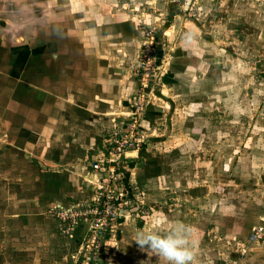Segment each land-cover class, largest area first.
Segmentation results:
<instances>
[{
	"label": "rangeland",
	"instance_id": "374dc122",
	"mask_svg": "<svg viewBox=\"0 0 264 264\" xmlns=\"http://www.w3.org/2000/svg\"><path fill=\"white\" fill-rule=\"evenodd\" d=\"M11 6L2 29L44 12L51 59L52 0ZM59 10L57 34L81 72L101 67L110 97L87 90L97 77L39 111L40 94L5 101L0 84V264H167L132 237L176 221L197 229L192 264H264V234L252 239L264 228V0H61ZM101 160L114 172L90 170ZM102 193L117 206L96 217ZM69 207L83 220L73 231L57 217Z\"/></svg>",
	"mask_w": 264,
	"mask_h": 264
},
{
	"label": "crops",
	"instance_id": "0c3cea01",
	"mask_svg": "<svg viewBox=\"0 0 264 264\" xmlns=\"http://www.w3.org/2000/svg\"><path fill=\"white\" fill-rule=\"evenodd\" d=\"M14 2L15 0H0V23L2 21L4 26L8 23L9 16L12 18L14 15L8 14L9 8L12 7L11 5H13ZM52 3V28L54 37L51 46V59L47 57V51L50 52V48L49 44H47L48 40L44 38L47 28L45 27V14L42 10L36 11L37 15H43L41 17L42 23L40 24H34V22L30 20L27 23H23L24 18L16 15L15 19L11 20L17 21L20 24L19 28L12 27L8 30L4 27L2 29L1 27H3V24H0V62L3 61V68L6 70L3 79H0V84H4L6 87H1L2 91L6 89L5 92L10 94V96H8L10 98L5 97V101H7V99L13 102L14 100H21L27 103L29 94L36 92L38 95H41L42 99V101H40V106L38 105L40 107L39 111H46L44 110L46 109V104L44 102L45 98L51 99L54 105L53 109L56 110L60 108L62 101H65V99H75V92L80 91L79 89L82 88L77 87L78 84L84 86L85 90L87 89V84H91L92 80L97 77L99 79L95 84L99 86V89L95 87V89H93L94 91L91 89L87 90H90L91 93H94L93 95L95 98L102 101L109 99V86H107L108 84L103 77V70H99L100 66L92 64L91 60L88 66L91 70L87 71L85 65L84 69L86 70L81 72L82 63L80 60L77 61L75 59L76 55L74 56V52L76 49H74V45L71 44V42L68 43L67 41H63L59 37L61 35L57 34V31H62L60 23L62 14L59 10L61 0H52ZM77 14V12L69 13V19H75ZM37 15L36 19L40 20ZM73 15L75 17H73ZM32 20H34V16ZM123 23L124 21H121L120 24ZM14 24L15 23L10 25L14 26ZM4 36L5 40L3 38ZM18 36L22 38H18ZM68 36H70L69 33ZM41 37L43 39L42 41H40ZM14 38L16 43H10V40ZM17 41L22 42L18 43ZM85 44L86 42L83 43V45ZM96 67L98 68L96 69ZM94 68L96 71H93ZM8 87L10 88L8 89ZM8 110L9 109H6V116H12V111L8 113ZM132 165L134 166L135 163L133 162Z\"/></svg>",
	"mask_w": 264,
	"mask_h": 264
},
{
	"label": "clouds",
	"instance_id": "9594fccd",
	"mask_svg": "<svg viewBox=\"0 0 264 264\" xmlns=\"http://www.w3.org/2000/svg\"><path fill=\"white\" fill-rule=\"evenodd\" d=\"M191 39L189 34L186 40L191 41ZM196 231L194 225L176 221L168 231L163 233L158 230L139 229L132 239L142 251L147 246L149 255L155 254L162 257L167 264H192L197 243L193 239V234Z\"/></svg>",
	"mask_w": 264,
	"mask_h": 264
},
{
	"label": "built area",
	"instance_id": "2783aa9c",
	"mask_svg": "<svg viewBox=\"0 0 264 264\" xmlns=\"http://www.w3.org/2000/svg\"><path fill=\"white\" fill-rule=\"evenodd\" d=\"M112 169H113L112 165L109 166L107 163H105L104 160L95 162L91 168V170H93L94 172H97L98 175H107V174H109V172H114L113 171L114 169L113 170ZM116 202H117L116 197H113V196L106 194V193H102V195L99 196L98 202L94 207V209H96V211H97L95 216L96 217L98 216V212H100V214L105 212L107 205H111V204L116 205ZM73 211H74V209L69 207L68 209L59 210L57 213V217L60 220V222L66 221L64 223V226L65 227L67 226V228L69 230H72V231H73L75 226H78L79 223L81 221H83L81 218L77 219L76 217H74L73 214L75 211L74 212ZM100 216H102V215H99V217ZM66 223H68V225ZM109 229L110 228H108V230ZM254 231H255V233L252 235V239L260 238L261 235L264 234V228L263 227L256 228Z\"/></svg>",
	"mask_w": 264,
	"mask_h": 264
}]
</instances>
